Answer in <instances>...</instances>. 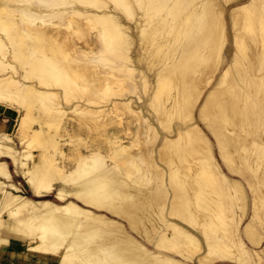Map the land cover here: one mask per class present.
I'll list each match as a JSON object with an SVG mask.
<instances>
[{"label":"bare ground","instance_id":"obj_1","mask_svg":"<svg viewBox=\"0 0 264 264\" xmlns=\"http://www.w3.org/2000/svg\"><path fill=\"white\" fill-rule=\"evenodd\" d=\"M222 1L227 3L231 0ZM125 2L126 0H0V112L12 116L15 120L19 135L17 136L22 148L18 151L9 134L1 130L0 158H8L11 161L15 172L25 178L34 195H40L42 189L47 191L52 186L51 182L59 179L65 186L68 185L73 189L70 192L59 189L57 195L62 200L70 196L91 208L105 210L113 216L124 219L129 229L142 240L151 242L154 238L152 244L158 250L169 252L175 250L174 253L190 260L192 259L189 255L190 248L199 246L197 232L181 222H168L164 218L160 222L157 220L160 223L158 224L152 211L158 210L162 213L163 205L168 203L171 197L169 214L177 215L187 222L198 221L191 211V204L195 202L204 212H210L208 214L202 211L204 216L209 215V218L203 216L202 223L198 222L207 247V253L202 258L207 259L208 256H212L210 260L221 258V253L224 255L225 253H220L216 247L221 244L219 248L227 251L229 249L225 247L227 240H234L237 243V234H235L237 221L231 223L228 221L230 218L228 214L232 211L230 201L233 202V197L227 193L224 196L223 191L230 186L214 164L209 139L195 124L193 111L200 91L193 93L189 89L191 85L196 86L199 81L190 78L188 74V72L194 74L199 67L207 71L212 70L208 67L209 57L212 54L215 58H224L223 53L228 39L226 27L221 19L224 6L220 8V0H187L189 7L196 6L185 17L188 23L192 24V28L187 31L186 43L176 58L179 61L175 60L173 66H165L156 73L155 85H153L155 88L152 89L153 93L150 96L149 104L157 103L160 107L157 121L161 122L163 117L168 121L177 118L179 125L184 126L183 129H177L174 138H164L161 143L160 159L168 167V185L173 189V193L171 194L166 188L167 185L165 186L163 172L150 163L148 158L144 159L141 155L130 153L133 143L124 144L122 138L111 130L115 136L110 135V140L106 142L110 145L109 157L115 163L108 162L106 154L104 155L98 148L88 149L87 154L77 156L75 167L69 173H66L63 166L58 163L57 158L66 157L62 149L63 143L59 142L62 136L59 130L68 112L97 117V113L104 112L101 106L110 105V115L112 110L118 115L120 104L132 112L131 107L141 106L135 104L136 101H140V97L135 100L127 96L121 98L122 95L120 99H112L106 105H100L102 97L100 101L98 100L100 94L103 96L110 94L111 84L116 82L117 85V82L122 80L119 78L121 74H135L136 69L131 57V41L134 40L130 36L129 26L122 23V17L117 13V9L121 8L125 16L132 19L131 4ZM168 2L143 0L137 4L139 3V9L146 11L153 9L152 6L156 4L163 3L164 7L167 4L164 10L166 18L171 9ZM228 15L232 28L242 24L233 35L235 54L229 61V68L233 67L235 74L226 90L235 102L231 103L223 94L210 100L211 92L197 108L196 117L204 123L212 135L225 165L230 171L245 179L254 189L255 206L264 196V188H262L264 171L258 173L260 166H264V138H262L264 136H261L264 127L261 128L262 130L259 129L262 111L253 108V106L257 108L258 103L264 102V93L259 96L254 95L256 88L253 85L254 83L258 85L264 80V62L260 58L264 54V0H248L232 8ZM162 19L161 23H158L160 25L162 22L165 23V36L163 34L160 42L156 43L157 49L170 45L173 33L176 34L181 26L180 20L172 24L173 21ZM64 24H68L69 30L61 29ZM158 30L148 32V36L152 38L151 35L156 34ZM241 30L243 33H248L253 44L258 47L257 54L247 56L244 51L241 52L244 50ZM141 32L144 34L147 30L141 28ZM117 41L122 43L121 48L119 47L121 51L115 47ZM206 49L207 55L210 56L189 62L200 50L204 55ZM237 51L241 52L240 57H237ZM118 54L121 57L119 63L109 65L108 70L102 75L96 69L98 72L92 71L90 79H87L78 72L81 71L78 65L90 63L99 66L101 62L110 61L104 56L116 57ZM225 73L226 71L221 77ZM139 75L140 81L146 86L149 80L142 73ZM210 78L211 75L206 77L205 84L210 82ZM171 89L176 91L174 95L170 94ZM168 100H170L169 107H162ZM70 102L72 103L69 105ZM67 103L69 106L65 107ZM11 109L18 114L12 113ZM130 110L128 112H131ZM105 111L108 112V108ZM137 111L134 112L142 114L140 109ZM233 115L236 117L235 120ZM142 121L144 129L149 130L152 133L150 135L156 136V129L148 119L142 117ZM33 123H37L38 126L34 127ZM118 124L120 126V121ZM246 124L251 126L250 130H246ZM116 128L117 134L118 131H122ZM243 128V132L238 131V129L242 131ZM202 149L205 150V155L202 158L201 155L198 156L199 162L197 161L195 168L190 164L189 159L199 154ZM34 150H37V156ZM234 161L236 164L233 167ZM29 162L32 164L30 168ZM9 175L7 162L1 159L0 264H182L169 257L148 252L140 243L127 238L123 231L120 233L118 225L121 224L105 219L102 215L91 214L89 210L80 208L71 200L58 205L50 201L36 202L25 196L6 193V186L1 179H9ZM12 185L10 187H13ZM175 198L180 201L177 202ZM237 198L236 196L235 199ZM32 212H46V214H41L39 216L41 220L33 224L30 217H22L23 213ZM59 213L69 215L66 216L67 218H62L57 215ZM69 216H81L86 221L79 223L80 219L77 222L75 217ZM19 217L22 218L17 219ZM48 223L52 225L46 233ZM223 223L226 224L224 229L221 227ZM162 225L164 231H159ZM156 230L159 232L155 235ZM167 232H170V236ZM244 232L251 237V241H259L254 234L252 221L247 222ZM119 234L126 241H120L123 239H120ZM16 241L27 242V251L18 248ZM243 250L233 254V257L232 253H227L234 261L245 262L247 258ZM202 258H198V261L207 264Z\"/></svg>","mask_w":264,"mask_h":264},{"label":"rangeland","instance_id":"obj_2","mask_svg":"<svg viewBox=\"0 0 264 264\" xmlns=\"http://www.w3.org/2000/svg\"><path fill=\"white\" fill-rule=\"evenodd\" d=\"M139 1L142 2L143 0H126V2H125V3L131 4L132 19L126 17L121 8L117 9L118 12L116 11L118 13V15L120 17H122V23L126 24V26H129L130 36L134 40V42L131 41L132 42V44H131V46H132L131 47V52H132L131 53V57H133L132 58L133 65H134V67L136 69L134 71L135 74H133V73L128 74V75L125 74V73L121 74L119 76V78L123 80V83H122V80H121V81H119V82H121V84H119V82H117L118 83L117 85H119V86L116 85V82L111 84V90L109 91V93H110L109 95L110 96L109 95L103 96L102 94H100L101 96L98 98V100L100 101L101 100L100 98L102 97V100H101L102 102H100V105H106L112 99L113 100L114 99H120L119 97H121L122 95L123 96L121 98L127 96V97L135 98V100H137V98L140 97V101H136L135 104H138V105H141V106L139 108L135 107L136 109L131 107L132 110H133V112H132L130 109H127L126 106L123 107V105L120 104V106H121L120 107L119 104H118V106L120 107L119 111L117 112L118 115L113 110L111 111V115H110V113H109L110 105L101 106V108L104 109V112L103 113L100 112L101 114L97 113V117H95V116L94 117L93 116L90 117L89 115L86 116L85 114H80V113L78 114V113H75V112L74 113L68 112L67 117L65 116L63 118V121H62L61 126H60V130L63 129V131L59 130V132L62 135L61 138H59V142L61 144L63 143L62 149H63L66 157H64L63 159H59V158H57V159H58L59 165L63 166V168H64L63 170L66 173H69V172H71L74 169L75 164H76L77 159H78L80 154L81 155H85V154H87L88 149H92L93 148L94 150H97V148H98L102 153H104V155L106 154L105 155V156H107L106 160L113 164L114 161H113V159L111 157H109V154H108L109 153V149H110L109 148L110 145L106 141L110 140L109 138L111 136H115L112 133H116V135H119V138L120 137L122 138L121 141L124 144L128 145V142H129V145H130L131 143H133L132 146L130 147V153L141 155L144 159L148 158V161L149 162L151 161L150 163H152L160 171L163 172V174L165 175V177H163V181H165L164 182L165 186L167 185L166 188H168V191L171 192V194H172L173 193V189L168 185V167L164 163V161H162V159H160L161 158V150H162V147H161L162 144L161 143H163L162 141L164 140V138H174L176 136L177 129L178 128H182L184 126L179 125L180 122H179V119H177V118H172V120H169V121H171L169 123V121L162 116L163 117L162 121L161 122L157 121L156 120L157 119V115L160 114L158 112V111H160L159 104H157V103L149 104V103H150V96L153 93V90L155 88V86H153V85H155L156 73L158 71H160L162 68H164L165 66H170V65L173 66L174 61L178 60V59H176V58H178V53L180 52V50L182 49V47L186 43L187 31H189L192 28V24H189L185 17L196 6L189 7V5L187 4V0H165V1L161 0V2H163V3L170 1V2H168V5H169V7L171 6L170 7L171 9H169L170 12H169V15H167V17H166L167 19H166L164 10H166L165 7H167V4H166L165 7H164L163 3L162 4L160 3L161 5L160 4H156V5H154V7L152 6L153 9L149 10L150 11L149 12L148 10L146 11L144 9H139L138 8V6H139L138 4L139 3L137 4V2H139ZM247 1L248 0H231V1L226 3L225 1L220 0V3H221L220 4V8L224 6L223 9H222L223 11H222L221 19L224 22V26L226 27V31H227L226 36H227V39H228V44L225 47V50H224V53H223L224 58L223 59H221L220 57L215 58V56L212 54L211 57H209L210 61H209V65H208V67L210 69H212V70L207 71V70H204V68L199 67L198 68L199 70L197 69L198 71L196 70V72H194V74L193 73L191 74V73L188 72L190 78L194 79L197 82L199 81L196 84V86L195 85L194 86L191 85L190 89H189L193 93L195 91H198V90L200 91V94H199V96H198V98H197V100L195 102L196 104H195L194 111H193V117H194L195 124L201 129V131L204 133V135L209 139V142L211 143V148H212L211 155H212L213 160L215 162L214 164L217 167V169L219 170V172H221V174H223L222 176L225 177L226 182H228V186H230V187H227V190L223 191V193H225L224 196H226V193H227V195L231 194L230 196L233 197V202H232V200L230 201V206L232 207V209H231L232 211L229 212L230 215L228 214V216H230V218H229V220L228 219L227 220L230 223H231V221L232 222H235V220L237 221L236 232H235V234H237L236 235L237 243H236V241L234 242V240H232V241H228L227 240V242H226L227 244L225 245V247H226V249L229 248L228 250L230 252L228 250L225 251V250H222L221 248H219V246L221 245L220 244L216 248L220 250L219 251L220 253L221 252L225 253V255L221 253L222 257L221 258H216L214 260H210V258L212 256H208L207 259L202 258L207 253V247H206V243H205V239H204L205 236L202 235L203 232H201L202 230H200L201 228H200L199 225L202 223V219L205 217L204 213L205 212L207 213L208 211L204 212L201 207H199V206L197 207L196 206L195 202L191 204V211H192L193 215L197 217L196 219H198V221L187 222V221H184L183 219H181L180 217H178L177 215L169 214V204H170L171 199H172L171 197H170L169 200H168V198L166 199V200H168V203L166 202V204L163 205L162 213L158 212V210L152 211L153 216H156V217H154L156 221L158 220L160 222V221H163L165 219V220H168V222H176V223L177 222H181L187 228L197 232V237L199 238V246L195 247L196 249L194 247L190 248L191 251L189 250L190 251L189 255L192 256V259L190 260V259H185V258L181 257L180 255L174 253L175 250H173L172 252H169V251H166V250L164 251V250H161V249L158 250L152 244L153 241H154V238L152 239L151 242H146V241L142 240L137 234H135L133 231H131L129 229V226L127 225V223H126V221L124 219H121V218H118L116 216H113V215H111L109 212H107L105 210H102V209H97L96 210V209L91 208V207H89L87 205H84L81 201H79V200H77V199H75L73 197H70V196H66L64 198V200H62L57 195L58 190L59 189H64L66 192H70L71 190L73 191V189H72V187H70L68 185L65 186V184H63L62 181H59V179H56V181H55L56 183L53 180L51 182V185H52L51 188H49L47 191L45 189H42L43 190L41 192L42 194L40 193V195L39 194L38 195H36V194L34 195L32 193V190L30 189L29 185L26 183L25 178L20 173L15 172L11 161L8 158H0V160L4 159L7 162L8 171H9V174H10L9 175V179L8 178L7 179H1L3 184H5V186H6L5 187L6 193L10 192L13 195L25 196V197H28L29 199H31L32 201H36V202H39V201H50V202H53V203L58 204V205H62L66 201L71 200V201L75 202L80 208L89 210L91 212V214H94V215L96 214L98 216L102 215L103 218H105V219H108V220L113 221V222L116 221L117 223L121 224L122 226L118 225V226H120V230H119L120 233H121V231H123L122 233L124 235H126L127 238L134 239L135 241L140 243L142 246H144V248L148 252L155 253V254H160V255H163L165 257H169V258L174 259V260H176V261H178V262H180L182 264H201L198 261L199 260L198 258H202L203 261H205L207 264H264V221H262V220H264V218H262V217H264V216H262V215H264V212H262V211H264V208H261V207H264V196H262L261 199L258 200V202H257L258 203L257 205H260V206H257V205L254 206V203L256 201L254 189L247 183V181L245 179H243L237 173L230 171V169L227 167V165H225V163L223 162V160L219 156V151H218V148H217V146L215 144V140L213 139L212 135L209 133L207 128L204 126V123L196 117L197 108L203 103V101L205 100L207 95L209 93H211V92H212L211 93L212 95L211 94L209 95L210 96L209 97L210 100H213L214 98H217L218 96H221L223 94L228 100H230L231 103L235 102V99L231 98L230 94L227 93L226 90L229 87L228 84L230 83L231 78L235 74L234 73V68L233 67L231 69L229 68V61L231 60V58H233V55L235 54V49H234V45H233V35H234V33H236V30H239L240 27H242V24L240 26H239V24H237L236 26H234V28H232L231 27V20L229 19L228 13L236 5H239L241 3H245ZM111 4H112V7H114L113 3H111ZM155 8H156V10H155ZM161 10H163V11H161ZM144 11H145V13L147 12L146 13L147 15L144 13ZM162 18H164L165 21H167L169 19L168 22L173 21L172 24H174V22H178L180 20L181 26L179 27V30H178V32L176 34L173 33V36L171 37L170 45L163 46V47H160V48L157 49L156 48V43L160 42V37L163 34L165 36V28H164L165 27V25H164L165 23L163 24V22H162V24L160 25L161 21L163 20ZM143 20L145 22H143ZM190 21L191 20H189V22ZM158 22H160V23H158ZM140 23H142V24H140ZM138 24H139V26H138ZM143 24H145L146 26L143 25ZM155 24H156V26H155ZM157 25H158V27H157ZM168 26H170V23L168 24ZM61 27H62L61 29L64 30V31L69 30L67 28L68 24L67 25L64 24ZM140 27L142 29L147 30V33L143 34L141 32V28ZM152 28H153V30H152ZM130 29H131V31H130ZM155 29H157V30L159 29L158 32L156 31L157 32L156 34L151 35L152 38L149 37L148 36L149 35L148 32L154 31ZM141 34H142V36H141ZM241 34H242L243 41H244V50H241V52L244 51V53L247 56L248 55H252V54H257L258 47L253 44V41H252L251 37L249 36V34L246 33V32L243 33L242 30H241ZM153 37H155V38H153ZM93 40H94V38H93ZM120 41H117L116 42L117 44H115V47L118 50L121 48L120 46L122 44ZM78 43H79V41H78ZM80 43H81V40H80ZM78 45H80V44H78ZM168 46H169V48H168ZM120 51H121V49H120ZM70 52L72 53V51H70ZM241 52L237 51V57H240ZM207 53H208L207 49H206L204 55L202 53V50H200L198 53H196L197 55H194L189 60V62L191 63V62L199 61L202 57L206 58L205 56H210V55H207ZM118 55H116V57L115 56L114 57L104 56L106 58H109V60L111 62L110 61H104V62H101L102 64L99 63V66H97V65L93 66L90 63H88L86 65H83V64L82 65H78V67L80 66L79 69H81V71L78 70L77 66H75V69L78 70L79 73L81 72L82 76H85V78L90 79V76H91L90 74H92V71H97L98 70L99 72L98 71L97 72L102 75L104 73V71H107L110 66H113V65L119 63V61L121 60V57H120V55L119 56ZM213 58H214V60H213ZM260 58H261L262 62H264V54H262L260 56ZM178 61H176V63ZM101 65H103V66H101ZM217 66H219V67H217ZM140 70H141V72H140ZM224 71H226V73L224 74V76L221 77V74ZM82 72L85 75L82 74ZM138 72H140L139 74L142 73L144 76L147 77V80H149V81H147L146 86H145V84H142V82L140 81L141 79L139 78L140 75L138 74ZM181 74H183V73H181ZM210 75H211L210 82L205 84V82L207 81L206 77L210 76ZM173 77H174V79H176L175 76H173ZM149 82H150V84H149ZM132 83H133V85H132ZM251 83H253V82H251ZM253 85L256 88V92L254 93V95L259 96V95H262V93H264V80H261V82L258 85L256 83H254ZM179 86L181 88V85H179ZM148 89H150L151 92ZM223 90H224V92H223ZM174 92L176 93V91L174 89H171L170 94L174 95ZM113 93H117L118 95H120V94L121 95L118 96L117 94H113ZM238 93H240V92H238ZM136 94H138V95H136ZM72 101H74V100L72 99ZM164 101H166V100H164ZM71 103L72 102H70L69 105ZM169 104H170V100H168L167 102H164V105L162 107H169ZM258 104L259 105L257 106V108H256V106H253V108L257 109L258 111H262L261 112L262 118L260 119V126H259V129L262 130L261 128L264 127V125H262V124H264V123H262V122H264V121H262V120H264V102H261V103H258ZM65 105H64L65 107L69 106L68 103L65 104ZM107 108H108V112L105 111V110H107ZM123 109H126V110L124 111ZM139 109H140V112L142 114H140L138 112ZM129 110L132 113L128 112ZM134 111L135 112L137 111L138 113H135ZM11 112L14 113V114H18L13 109H11ZM34 112H35V110H34ZM105 112H107V114ZM129 113H131L133 115H131ZM78 115H80V116H78ZM140 115H142L143 118L146 117V119H148L150 124H152V126H154V128L156 129V133H157L156 136L155 135L154 136L150 135L151 132L149 130H145L144 129V127H143L144 126L143 125L144 122L142 121V117ZM82 116H84L86 119L84 117H82ZM78 117L81 118V119H79ZM118 117H120V118H118ZM235 118L236 117L233 115V119L234 120H235ZM164 119H165V121H164ZM119 121H120V126L118 124ZM167 121H168V123H166ZM80 122H81V125H79ZM106 122H108V123L105 124ZM72 123H73V125H72ZM109 123H111L113 125H111ZM36 124L37 123H33V126L37 127L38 124L37 125ZM77 124H78V129L76 127ZM83 124L85 125V127H83L84 126ZM102 124L104 126H102ZM165 124H167V125H165ZM81 126H82V128H81ZM246 126H247L246 130H250L251 129L250 125L246 124ZM43 127H45V126H43ZM116 127H118V130L122 129L123 132L122 131H118V134H117V132H116L117 128ZM1 130H3L5 133L9 134V136L13 140L14 146L16 147V149L18 151L22 150L21 143L18 140L19 139L18 138L19 135L17 134V127L15 126V120L13 119L12 116H9V115L4 114L2 112H0V131ZM110 130L112 131V133H111ZM144 130H145V132H144ZM73 131H74V133H73ZM238 131L243 132L244 128L242 129V131H241V129H238ZM109 133H111V134H109ZM127 133H128V135H127ZM70 135H71V137H70ZM63 136L65 137L64 140H63ZM261 136H264V130H262ZM262 138H264V137H262ZM86 139H88V140H86ZM147 139H148V141H147ZM83 145H86V146H83ZM202 150L199 152V154L198 153L196 154L197 156L194 155L191 158L189 157L190 158L189 159L190 160V164L192 166L194 165L193 167H195V168L197 167L196 163L199 160L200 155H201L200 158H202L205 155V152H204L205 150H203L204 153H202ZM143 152L146 155L143 154ZM37 153H38L37 150H34L35 156H37ZM150 157L152 159H150ZM35 160L37 161V157H35ZM232 164H233V167H234V165L236 164V161H234V163H232ZM31 166H32V164H31V162H29L28 163V167L30 168ZM260 171H264V166H260V168L258 169V173ZM234 181L236 182V184H235ZM11 184H13L12 185L13 187H10ZM152 184L153 183L150 181V185H152ZM218 185H219V183H218ZM237 186H240V187H237ZM14 187H15V190H14ZM262 188H264V187H262ZM190 191H189V193H191ZM233 193L236 194V195H234ZM236 196L238 197L237 199H235ZM174 200H176L177 202L180 201L178 198L177 199L175 198ZM195 206H196V208H195ZM260 209H262V211ZM200 212L203 215H199V214H201ZM44 213L46 214V212H41V213L40 212H35V213L32 212V213H28V214H26V213L24 214L23 213L22 217H24V216H28V218L30 217L31 218L30 220H32V222L34 224V223L39 222V220H41L39 216L41 214L43 215ZM196 213H197V215H196ZM209 213L210 212H208V214ZM60 214L61 213H59L57 215L59 216ZM62 215H60L59 217L67 218L69 214L67 215V214H63L62 213ZM208 216L209 215H207V217H205V218H209ZM231 216H233V217H231ZM256 216H258V217H256ZM22 217H19L17 219H21ZM69 217H73V218L75 217L74 219H76L77 222L80 221L79 223H84L86 221L81 216H69ZM201 217H203V218L201 219ZM231 218L234 221L231 220ZM250 221H252V228H253L255 236L259 240L258 242L251 241L252 240L251 237L244 232L245 231V225L247 224V222L249 223ZM159 222H158V224H160ZM198 222L200 224H198ZM50 225H52V223H48L47 224L48 228L46 230V233L49 231V226ZM225 225L226 224H224L221 227H223V229H224ZM158 230L159 231H164L163 225ZM159 231L156 230L155 235L158 234ZM167 234L170 236V232H167ZM119 235H120L121 238L120 237H117V238L123 239V240L119 239L120 241H124V240L126 241V239H124L121 236V234H119ZM128 236H130V237H128ZM106 243H109V242L106 241ZM16 244H17L18 248H21L22 250H26L27 251V248H28L27 247V242H25V241L24 242L16 241ZM16 244H15V246H16ZM238 249H239V251H238ZM241 250L245 251V254H246L245 258H247L245 262H236L232 258H229L231 256L233 257V254H237V253L242 252ZM227 252L229 254L232 253L231 256H229V254ZM227 255H228V258H227Z\"/></svg>","mask_w":264,"mask_h":264}]
</instances>
